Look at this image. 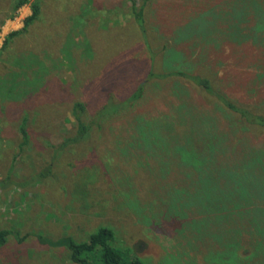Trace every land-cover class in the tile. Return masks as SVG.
I'll use <instances>...</instances> for the list:
<instances>
[{
    "label": "rangeland",
    "instance_id": "obj_1",
    "mask_svg": "<svg viewBox=\"0 0 264 264\" xmlns=\"http://www.w3.org/2000/svg\"><path fill=\"white\" fill-rule=\"evenodd\" d=\"M30 1L14 10L16 0H0V46L5 35L22 27ZM38 1L58 3L42 33L63 52L46 56L51 70L42 93H35L41 102L30 96L21 105L30 115V139L16 161L15 124L23 111L14 101L0 109V180L11 175L0 183V228L12 231L0 247V264H77L66 247L50 241H84L100 227L114 231L112 244L123 258L136 256L142 264H264V198L241 202L228 220L217 218L219 212L192 209L193 202L168 212L162 205L168 190L157 183V120L162 129H182L179 101L219 118L213 89L203 92L187 79L157 73L176 68L212 74L217 91L264 112V41L236 44L227 37L231 31L240 36L252 24L229 26L234 20L227 12L242 6L241 0ZM140 8L143 16L137 19ZM199 16L213 20L212 33L180 32ZM22 38L13 42L15 56L33 49ZM175 80L183 85L173 88L184 86L183 93H170ZM141 83L142 95L127 101ZM75 100L84 102L85 120L102 115L82 135L71 113ZM113 104H119L115 112ZM68 133L76 141H65ZM247 136L244 146L264 149L263 126Z\"/></svg>",
    "mask_w": 264,
    "mask_h": 264
},
{
    "label": "trees",
    "instance_id": "obj_2",
    "mask_svg": "<svg viewBox=\"0 0 264 264\" xmlns=\"http://www.w3.org/2000/svg\"><path fill=\"white\" fill-rule=\"evenodd\" d=\"M27 2L29 0H16L13 4L14 10ZM232 2L234 3V1ZM240 2H242L241 8L237 5L231 6L226 18L234 20V23L229 25L230 28L235 26L239 28V23L242 20L252 21L248 27L249 31L240 33V36L236 35L235 31H231L228 35L226 32L224 34L236 44H242L248 40L254 44L264 41V3L257 0H241ZM29 6L31 12L23 19L22 27L5 35L0 46V56L3 55L2 59L0 57L1 112L2 104L4 108H9L13 101V103L16 102V105H20V110L23 111L15 124L18 138L15 145L17 151L12 156L13 161L20 158L30 139L28 129L30 115L28 110H24L21 105L26 100L28 101L30 96L29 100L32 98L33 103L41 102L37 97L35 99V93L41 92L44 79L51 70L44 61L49 56L55 57L61 51L63 52V48L60 50L51 47L47 34L42 33V28L48 24L47 17L51 15V12H57L58 9L55 8L58 3L53 1L50 5L43 6L40 1L33 0L30 1ZM142 10L140 8L135 12L133 9L137 19H142ZM47 12L48 14H46ZM201 15L203 16V13ZM192 21L194 22L187 24L180 32L191 37L200 35L201 32L212 33L215 30L209 28L210 26L214 27L212 19H204L199 16L193 18ZM24 36L31 40L29 44H26L33 49L26 53H17L15 56L11 52L13 42L17 38H24ZM205 36L209 37V35ZM213 36L211 35V37ZM67 47L70 48L69 45ZM9 48L10 54L5 57V52ZM68 48L65 50L70 55L72 51L70 49L69 52ZM176 53L182 55L179 51ZM50 58L53 59V57ZM14 65L15 67H13ZM169 76L187 79L191 87H199L203 92H211L213 89V109L218 111L219 118L210 115L211 112H206L201 106L198 108L191 105L192 103L179 101L177 116L181 119L182 129H162V122L159 124L160 121L157 120V183L162 187V191L168 190V194L165 192L167 196L162 198V205L166 206L168 212H180L186 202H193L196 208L192 209L204 208L209 215L219 212V215L216 216L219 219H232L230 216L233 215L235 207L241 206V202L247 201L250 197L264 198V149H254L244 146L243 143L244 140H247V132L251 128L264 127V112H260L257 105L237 103L225 93L217 91L212 82L217 86L218 84L214 77L211 78L212 74L207 78L198 72L176 68L157 73V78ZM217 80L221 81V78H217ZM181 83V81L175 80L174 84L170 86V93H183L184 86H180V89L173 88L183 85ZM143 89L144 84H138L136 89L129 93L126 100L134 102L142 95ZM22 99L25 101H20ZM109 101L111 100L108 99L107 102ZM261 101L264 105V99ZM118 106L119 104H113L112 110L115 112ZM12 108L15 109V107ZM102 108L100 110L105 112V107L102 106ZM84 111V102L75 100L72 103L71 113L75 119V129H77L78 135H82L91 126L98 124V121L102 122V118H100L102 115L90 121L85 120ZM70 138L73 142L77 139L69 133L63 139L66 141ZM10 176L6 175L5 179L0 180V183L5 181L7 184V179ZM160 209L163 210V208ZM206 211L203 212L206 213ZM11 232L9 228H0V247L5 245ZM40 239L43 241L45 238L40 237ZM113 239L114 231L111 228L100 227L90 233L88 239L84 241L62 237L56 242L50 241V243L53 246L66 247L69 251V258L77 264H142L136 256L129 259L123 258L120 251L112 244ZM225 246L224 251L227 253L230 250L228 249L230 245L226 244Z\"/></svg>",
    "mask_w": 264,
    "mask_h": 264
}]
</instances>
